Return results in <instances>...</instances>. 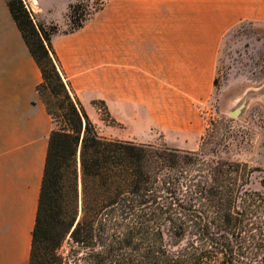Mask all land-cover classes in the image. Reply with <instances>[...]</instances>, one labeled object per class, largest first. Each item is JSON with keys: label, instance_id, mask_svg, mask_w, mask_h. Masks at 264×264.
Instances as JSON below:
<instances>
[{"label": "trees", "instance_id": "1", "mask_svg": "<svg viewBox=\"0 0 264 264\" xmlns=\"http://www.w3.org/2000/svg\"><path fill=\"white\" fill-rule=\"evenodd\" d=\"M5 2L53 123L27 264H264V177L251 188L255 169L227 157L233 121L210 119L195 150L99 135L51 47L59 26ZM80 9L69 4L63 33L91 16Z\"/></svg>", "mask_w": 264, "mask_h": 264}, {"label": "crops", "instance_id": "2", "mask_svg": "<svg viewBox=\"0 0 264 264\" xmlns=\"http://www.w3.org/2000/svg\"><path fill=\"white\" fill-rule=\"evenodd\" d=\"M36 0L45 23L68 25L74 0ZM264 27V0H102L83 25L51 36L65 79L91 116L102 100L125 130L197 136L195 104L212 91L219 48L238 25ZM27 46L0 63V264H27L53 123Z\"/></svg>", "mask_w": 264, "mask_h": 264}, {"label": "rangeland", "instance_id": "3", "mask_svg": "<svg viewBox=\"0 0 264 264\" xmlns=\"http://www.w3.org/2000/svg\"><path fill=\"white\" fill-rule=\"evenodd\" d=\"M54 2L57 11L51 17L61 23L64 18L60 12L63 1ZM99 2L79 0L80 13L92 15L101 7ZM24 4L38 19L32 0H24ZM59 29L60 32L68 30L69 24L66 27L59 26ZM17 43L24 45L5 0H0V63L4 57L16 51ZM241 104L243 107L239 115L232 116L230 111ZM195 110L201 119L200 133L191 136L185 132L172 131L167 138L157 129L125 130L102 120L97 111L89 117L101 136L136 142L165 141L172 147L186 150L197 149L200 136L210 119H230L233 121L229 132L231 144L226 155L255 169L249 186L260 190L259 181L264 177V27L243 23L227 35L218 51L212 91L202 102L195 104ZM67 248L68 242L65 240L60 251L64 254Z\"/></svg>", "mask_w": 264, "mask_h": 264}, {"label": "water", "instance_id": "4", "mask_svg": "<svg viewBox=\"0 0 264 264\" xmlns=\"http://www.w3.org/2000/svg\"><path fill=\"white\" fill-rule=\"evenodd\" d=\"M242 107H243V104L239 105V107H237V108L231 110V111H230V114H231L232 116H235V117L238 116L239 113H240V109H241Z\"/></svg>", "mask_w": 264, "mask_h": 264}, {"label": "bare ground", "instance_id": "5", "mask_svg": "<svg viewBox=\"0 0 264 264\" xmlns=\"http://www.w3.org/2000/svg\"><path fill=\"white\" fill-rule=\"evenodd\" d=\"M32 2H33L34 4H36V0H32Z\"/></svg>", "mask_w": 264, "mask_h": 264}, {"label": "built area", "instance_id": "6", "mask_svg": "<svg viewBox=\"0 0 264 264\" xmlns=\"http://www.w3.org/2000/svg\"><path fill=\"white\" fill-rule=\"evenodd\" d=\"M90 14V13H89ZM89 14H87V16H89Z\"/></svg>", "mask_w": 264, "mask_h": 264}]
</instances>
